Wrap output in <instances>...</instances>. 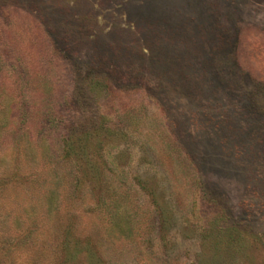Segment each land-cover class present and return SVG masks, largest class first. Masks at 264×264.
Returning <instances> with one entry per match:
<instances>
[{"label": "rangeland", "instance_id": "obj_1", "mask_svg": "<svg viewBox=\"0 0 264 264\" xmlns=\"http://www.w3.org/2000/svg\"><path fill=\"white\" fill-rule=\"evenodd\" d=\"M0 264H264V0H0Z\"/></svg>", "mask_w": 264, "mask_h": 264}]
</instances>
